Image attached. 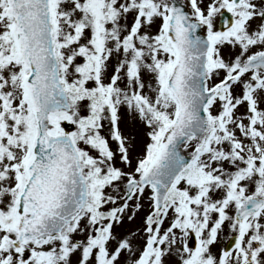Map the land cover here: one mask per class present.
<instances>
[{
  "label": "snow or ice",
  "instance_id": "1",
  "mask_svg": "<svg viewBox=\"0 0 264 264\" xmlns=\"http://www.w3.org/2000/svg\"><path fill=\"white\" fill-rule=\"evenodd\" d=\"M0 264H264V0H0Z\"/></svg>",
  "mask_w": 264,
  "mask_h": 264
}]
</instances>
